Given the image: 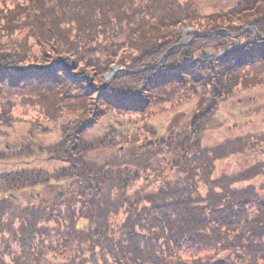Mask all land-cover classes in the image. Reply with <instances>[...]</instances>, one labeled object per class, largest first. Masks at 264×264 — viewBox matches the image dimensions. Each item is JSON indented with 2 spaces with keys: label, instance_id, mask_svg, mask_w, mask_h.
I'll use <instances>...</instances> for the list:
<instances>
[{
  "label": "trees",
  "instance_id": "16d2710c",
  "mask_svg": "<svg viewBox=\"0 0 264 264\" xmlns=\"http://www.w3.org/2000/svg\"><path fill=\"white\" fill-rule=\"evenodd\" d=\"M208 6L0 0V127L24 121L33 138L53 142L40 152L62 165L33 172L31 186L57 173L78 180L0 236V264H264V131L201 146L207 129L223 126L221 103L264 89V0ZM245 27L259 37L231 38ZM187 30L194 36L183 44ZM221 30L228 34L199 37ZM111 66L127 73L105 87ZM193 103L191 117H176ZM166 113L173 118L160 135L151 122ZM238 153L254 154L253 164L217 176L216 163Z\"/></svg>",
  "mask_w": 264,
  "mask_h": 264
},
{
  "label": "rangeland",
  "instance_id": "374dc122",
  "mask_svg": "<svg viewBox=\"0 0 264 264\" xmlns=\"http://www.w3.org/2000/svg\"><path fill=\"white\" fill-rule=\"evenodd\" d=\"M236 0H209L210 6L207 7V13L209 12H224L228 8L232 6V4ZM111 73V71H110ZM114 79V78H113ZM112 81V80H111ZM110 81V82H111ZM107 82L105 84V87L110 83ZM240 97V98H239ZM238 98H233L232 100H228L225 103H221L219 110L216 114V119H219L222 122V127L219 129H207L203 137L201 139V146L202 147H210L213 146L214 143H220L225 141L226 139H229L231 137L240 136L243 137L249 133L252 134H258L260 132L264 131V111L261 115L254 116V117H241L239 116V113L245 112L252 106H258L264 104V89L258 92H254L251 94H247L245 96H239ZM196 107V104H185L182 108L178 109V114H176V117L180 116L181 114H185L186 117H191L194 108ZM235 115V119L230 117L229 115ZM173 115L170 114H161L157 116L155 119L152 120L151 124L155 125L160 135H166L167 129L171 125ZM233 119V120H232ZM183 125L184 123H187V126L190 128L191 124L188 122H185L184 119L179 120ZM112 120L108 118H104L101 121V125L110 124ZM214 124H216V120H213ZM116 124H113L112 129L114 128ZM30 125L24 121H14L9 126L1 127L0 129V174L4 172H8L9 170H20L21 173H16V175L20 178H24L22 182H18L19 184H15L12 189H15L13 192L12 197L15 196H24L27 195L29 191H23L28 190L29 187L32 184V173L35 172L34 166L39 167H47L46 171L49 173L54 170V167L50 168V163H48L47 158L49 157V154L42 153L41 161H33L34 157L24 158V157H17L15 155L16 152H14V147L17 144H20L22 141L28 144V147L31 148L34 152L41 151L42 148H46L47 146L51 145L53 142V138H50L49 141L52 143L46 142L44 136H39L38 139H32L31 141L25 137L26 132L28 131V127ZM132 129L131 126L122 125L118 127L117 133H128ZM206 136V139L203 140V138ZM49 137H54L50 136ZM196 137H199V134L196 133ZM149 145H152V143H148ZM141 146V144H140ZM13 156V157H12ZM254 154L242 155L241 153H238L231 156L230 158H226V160H223L222 162H217V172L216 175L218 176L221 171L227 172V173H233L235 170L239 171L238 164L239 162H243L244 160H248L251 164L253 163L252 158ZM256 157V156H255ZM260 160V158L258 159ZM23 161V162H21ZM26 161L31 162L29 164L26 163ZM18 162H21L17 164ZM56 164V163H54ZM11 165H14L12 167ZM25 168V169H24ZM29 169L33 170L29 174ZM13 170V171H14ZM26 170V171H25ZM13 177L12 174L6 175L5 180H9ZM61 177L62 184L57 183V178ZM69 180L64 181L63 175L61 173L56 176V181L53 180L51 183L46 185H41L36 187V189L39 191V197L41 200V203H43V200L49 199L47 198L46 194L50 195V199L56 198L58 200L62 199L63 195H60L59 198L56 197V189L61 190L62 187L68 182ZM255 183H258L256 181ZM49 186H51L52 190L49 189ZM245 185H239V187H242ZM74 187V186H73ZM72 187V188H73ZM11 187L6 189L4 187L3 193H0V198H2L4 193L8 194L11 190ZM46 192V193H45ZM17 206V205H16ZM11 207L6 212H3L0 214V236H9L10 233H13L19 226L20 221L22 220L23 210L20 207ZM76 225L79 229L83 228L86 225V222L84 220H79ZM11 236V235H10ZM62 257L51 258V264H62L64 261Z\"/></svg>",
  "mask_w": 264,
  "mask_h": 264
},
{
  "label": "flooded vegetation",
  "instance_id": "af4514ba",
  "mask_svg": "<svg viewBox=\"0 0 264 264\" xmlns=\"http://www.w3.org/2000/svg\"><path fill=\"white\" fill-rule=\"evenodd\" d=\"M30 149L31 148H29L28 147V144L27 143H25V142H21L20 144H17L15 147H14V152H16L15 153V155H18V156H21V154H22V151L23 150H27V151H30ZM13 157V156H12ZM21 162H23V161H21ZM21 162H18L17 164H19V163H21ZM26 163H28V161H26ZM56 164H55V167H60L62 164L60 163V162H55ZM34 168L35 169H40L39 171H46V168L47 167H39V166H34ZM25 169V168H24ZM14 169H12V170H9L8 172L10 173V174H16V173H21L22 174V171H20V170H18V169H16V170H14ZM26 171V170H25ZM29 171V174H30V172H32L33 170H31V169H29L28 170ZM57 171V170H56ZM58 172V171H57ZM57 176H58V173H57ZM3 179H6V178H4L3 177V175L1 174L0 175V180H3ZM57 183H61L62 184V180H61V177H58L57 178ZM4 189V188H3ZM31 186L29 187V189H28V194L27 195H24V196H20V195H18V196H14L13 197V200L14 201H16L17 200V202H20V200H21V203H15L14 201H11L10 199H5V198H0V201H2V202H0V214L1 213H3V212H6L7 210H9L11 207H14V206H16V207H20L21 208V206H23L25 203H26V197L27 196H29V194L31 193ZM51 190H52V188H51ZM58 191H64V188H62L61 190H59V189H56V193L55 194H57V192ZM46 193V192H45ZM4 195V194H3ZM35 196H36V198H37V200H40V197L39 196H37V194H35ZM46 196H47V198H49L50 199V195H48V194H46ZM21 198V199H20ZM49 202H52V200H50ZM23 208H24V210H28L29 208H30V206H23Z\"/></svg>",
  "mask_w": 264,
  "mask_h": 264
},
{
  "label": "water",
  "instance_id": "95a60500",
  "mask_svg": "<svg viewBox=\"0 0 264 264\" xmlns=\"http://www.w3.org/2000/svg\"><path fill=\"white\" fill-rule=\"evenodd\" d=\"M212 35H205L203 37H211ZM206 59V58H205ZM126 71L122 68H114L111 67V73L106 77L107 80L110 82L116 75L121 74V73H125Z\"/></svg>",
  "mask_w": 264,
  "mask_h": 264
}]
</instances>
